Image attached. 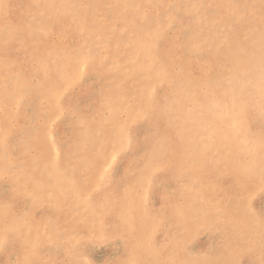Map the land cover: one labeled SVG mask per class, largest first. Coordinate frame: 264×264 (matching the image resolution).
<instances>
[{"label":"rangeland","instance_id":"obj_1","mask_svg":"<svg viewBox=\"0 0 264 264\" xmlns=\"http://www.w3.org/2000/svg\"><path fill=\"white\" fill-rule=\"evenodd\" d=\"M0 264H264V0H0Z\"/></svg>","mask_w":264,"mask_h":264},{"label":"bare ground","instance_id":"obj_2","mask_svg":"<svg viewBox=\"0 0 264 264\" xmlns=\"http://www.w3.org/2000/svg\"><path fill=\"white\" fill-rule=\"evenodd\" d=\"M63 6L60 4L58 7H56V12L58 11V12H61L62 11V8ZM156 73H158V71H156ZM158 74H160V73H158ZM212 101V100H211ZM214 101V100H213ZM217 102V101H216ZM215 104H218V103H215ZM229 115H232L231 113L229 114ZM232 117V116H231Z\"/></svg>","mask_w":264,"mask_h":264}]
</instances>
